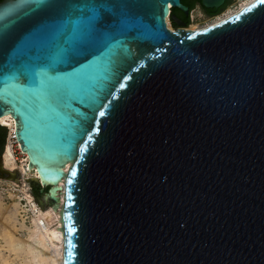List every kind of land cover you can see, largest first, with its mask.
Wrapping results in <instances>:
<instances>
[{
	"label": "water",
	"instance_id": "obj_1",
	"mask_svg": "<svg viewBox=\"0 0 264 264\" xmlns=\"http://www.w3.org/2000/svg\"><path fill=\"white\" fill-rule=\"evenodd\" d=\"M169 6L0 2V118L44 198L58 204L62 181L63 264H264V0L198 31L168 30ZM92 10L99 51L58 74L43 57L20 69L33 40L63 43L67 21ZM73 76L81 89L58 87ZM20 177L2 154L0 179Z\"/></svg>",
	"mask_w": 264,
	"mask_h": 264
},
{
	"label": "rangeland",
	"instance_id": "obj_2",
	"mask_svg": "<svg viewBox=\"0 0 264 264\" xmlns=\"http://www.w3.org/2000/svg\"><path fill=\"white\" fill-rule=\"evenodd\" d=\"M246 0H231L229 6L224 10L219 21L226 18L227 15L241 10ZM214 21L205 24H195L194 28H202L213 24ZM5 145L9 138L8 128H5ZM19 165H24L22 154L17 144H13ZM4 151V150H3ZM15 183V184H14ZM10 185H16L22 190L17 193H11L8 189ZM31 180V173L28 171L22 174L18 180L0 179V264H46L47 255H53L56 244L50 240L47 232L43 229H35L34 218L44 219L42 211L52 209L55 216L52 222L47 224L49 229H60L62 204L44 198L48 188ZM59 192L57 196L62 197ZM28 196L32 203L38 207V212L32 213L29 206H26L24 196ZM20 197L23 199H20ZM35 215V216H34ZM45 222V221H44ZM46 234V235H44ZM45 236V237H44ZM51 244V246H50ZM49 262V260H48Z\"/></svg>",
	"mask_w": 264,
	"mask_h": 264
},
{
	"label": "snow or ice",
	"instance_id": "obj_3",
	"mask_svg": "<svg viewBox=\"0 0 264 264\" xmlns=\"http://www.w3.org/2000/svg\"><path fill=\"white\" fill-rule=\"evenodd\" d=\"M58 0H41V4L46 7L55 10ZM93 11V17H84L83 20L72 21L69 19L64 29L63 43H58L54 47L49 49H42L43 36L37 37L33 40L28 47L26 53H22L18 56V62L20 69H26L29 64H32L33 56L37 60L43 57L48 61V68L51 72L58 74V66H71L77 64L81 59L87 60L90 55H93L92 50L99 51L98 45L104 36L105 23L102 22V18L99 17V13ZM6 42V37L0 35V46ZM39 52L37 56L36 53ZM103 55V53H101ZM111 66H116V61L113 59L110 61ZM32 80L36 83L39 77L42 75L35 71L34 64L32 65ZM49 81H54L55 76H49L47 73H43ZM23 77L27 80V73L24 70H19L16 79ZM86 81V76H73L60 82L58 87L63 91H76L83 87ZM103 115V113H101Z\"/></svg>",
	"mask_w": 264,
	"mask_h": 264
},
{
	"label": "bare ground",
	"instance_id": "obj_4",
	"mask_svg": "<svg viewBox=\"0 0 264 264\" xmlns=\"http://www.w3.org/2000/svg\"><path fill=\"white\" fill-rule=\"evenodd\" d=\"M252 1L253 0H246L244 6H242V8H244L245 6L250 4ZM233 14L227 15L226 18H228L229 16H231ZM0 124L2 126H5L6 128H8V131H9V138H8L7 144L5 145V148H4V151H3V164H4V167L7 168V170H10V171H19L20 175H22V174L24 175L27 172V161H28V158H27L26 154H24L23 152L20 151L18 142L13 139V136H14L13 132L15 130V128H14V120L12 119L11 116L4 115L3 117L0 118ZM14 142L17 144L18 149H19L20 153L22 154V159H23L24 165H22V164L19 165V163H18V159H17V157L15 155L16 150H15V148L13 146ZM69 166H70V164L67 163L65 165V167L63 168V170L66 171ZM31 177L39 178L37 180H38V183H40L41 179H40V177H39V175L37 174L36 171H34L33 173L31 172ZM7 180H11V179H7ZM57 185H58V187H60V189L54 191V196L59 200V202L57 204V206H58L59 203L62 202V197L57 196V194L62 191V189H61L62 185H63L62 181H59ZM8 188H9L8 190L11 193L12 192L13 193H15V192L19 193L22 190L21 188L17 187L16 185H10ZM60 194H62V193H60ZM20 199H22V198L20 197ZM29 199L30 198L28 196H26V195L24 196V201L26 202V206H29V208L31 209L32 213L34 214L35 212H38V207L35 205V203H32V201H30ZM42 213H43V217H44L45 220L40 219V218H34V227H35V229H40V230L44 229L45 232L48 233V235L50 237V240L53 241V243L56 244L55 246H52L54 248L53 255H47V263L46 264H63V257H62L63 238H62V232H61V225L59 227L60 229H58V230H55V229H51L50 230L49 229V231H48L47 224L52 222V220L54 219L55 216L53 215L54 213L52 212V209H48L45 212L42 211ZM44 235H46V234H44ZM50 246H51V244H50ZM48 260H49V262H48Z\"/></svg>",
	"mask_w": 264,
	"mask_h": 264
},
{
	"label": "flooded vegetation",
	"instance_id": "obj_5",
	"mask_svg": "<svg viewBox=\"0 0 264 264\" xmlns=\"http://www.w3.org/2000/svg\"><path fill=\"white\" fill-rule=\"evenodd\" d=\"M1 1L2 0H0V2ZM178 2L179 6H169L166 28L170 31H198L218 23V19L223 15L224 10L229 6L231 0H225L224 3L217 8H207L203 6L201 0H178ZM211 21H214V23L202 28H194L195 24H205ZM4 144L2 147L0 146L2 154ZM2 154H0V156Z\"/></svg>",
	"mask_w": 264,
	"mask_h": 264
},
{
	"label": "trees",
	"instance_id": "obj_6",
	"mask_svg": "<svg viewBox=\"0 0 264 264\" xmlns=\"http://www.w3.org/2000/svg\"><path fill=\"white\" fill-rule=\"evenodd\" d=\"M5 131L6 129L4 127H0V146L2 147L5 141ZM0 154H2V152L0 151Z\"/></svg>",
	"mask_w": 264,
	"mask_h": 264
},
{
	"label": "built area",
	"instance_id": "obj_7",
	"mask_svg": "<svg viewBox=\"0 0 264 264\" xmlns=\"http://www.w3.org/2000/svg\"><path fill=\"white\" fill-rule=\"evenodd\" d=\"M13 139L15 140V137H14V136H13ZM14 140H13V141H14ZM14 143H15V142H14ZM14 143H13V144H14ZM15 144H16V143H15Z\"/></svg>",
	"mask_w": 264,
	"mask_h": 264
}]
</instances>
